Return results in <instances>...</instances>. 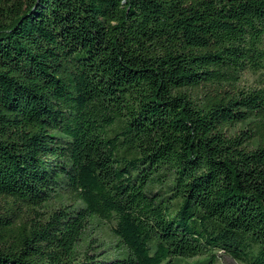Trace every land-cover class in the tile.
Returning <instances> with one entry per match:
<instances>
[{"label": "trees", "instance_id": "trees-1", "mask_svg": "<svg viewBox=\"0 0 264 264\" xmlns=\"http://www.w3.org/2000/svg\"><path fill=\"white\" fill-rule=\"evenodd\" d=\"M260 85L264 0H0V264H264Z\"/></svg>", "mask_w": 264, "mask_h": 264}, {"label": "rangeland", "instance_id": "rangeland-1", "mask_svg": "<svg viewBox=\"0 0 264 264\" xmlns=\"http://www.w3.org/2000/svg\"><path fill=\"white\" fill-rule=\"evenodd\" d=\"M243 84L247 87H258L259 83L256 80L255 76H252L249 73H246L243 78ZM264 86V85H263ZM260 85V87H263ZM86 242H90L96 246V251L98 254H108L113 255L116 251H113V248L110 244H115V239L109 231V224L106 222L95 221L93 226H89L85 233ZM201 258L189 259L187 264H195L200 261ZM214 264H240L234 261L231 257L227 256L224 253L218 252L217 258Z\"/></svg>", "mask_w": 264, "mask_h": 264}]
</instances>
